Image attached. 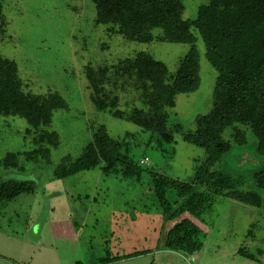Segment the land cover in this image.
<instances>
[{
    "label": "rangeland",
    "instance_id": "374dc122",
    "mask_svg": "<svg viewBox=\"0 0 264 264\" xmlns=\"http://www.w3.org/2000/svg\"><path fill=\"white\" fill-rule=\"evenodd\" d=\"M182 1L184 18L190 19L208 2ZM0 3L5 21L0 28V52L17 61L24 90L56 92L67 102L37 132L27 130L30 126L24 117L0 114V158L16 152L21 166L1 165L0 181L14 178L33 185L27 192L0 201V264H179L185 258L193 264H264V206L226 195H217L200 216L192 217L201 228L204 244L200 251L191 254L164 246L168 230L178 219H172L171 212L179 196L169 187L163 203L147 169L190 182L207 157L205 148L184 138L196 128L197 115L212 108L218 74L207 59L197 28L192 31L200 55V83L195 91L178 93L175 105L166 107L173 139L165 148L174 151L169 157L156 142L150 144L151 131L96 107L85 69L89 64L108 67L106 93L119 96V108L127 115L134 107L148 106L131 79L124 81L115 74L119 62L145 51L165 62L174 74L190 43L158 38L161 28L153 29L155 38L149 42L127 39L117 26L96 22L93 0ZM238 125L245 130L247 142L239 144L234 129L228 127L223 135L232 148L211 169L239 178V189L256 190L264 200V189L254 178L264 167V154L258 152L251 128ZM101 127L112 138L128 142L130 154L146 168L139 180L106 172L102 163L70 171ZM43 130L56 132L58 143L44 144L49 151L28 160L26 153L39 146L37 136ZM189 215L184 212L180 219Z\"/></svg>",
    "mask_w": 264,
    "mask_h": 264
},
{
    "label": "trees",
    "instance_id": "16d2710c",
    "mask_svg": "<svg viewBox=\"0 0 264 264\" xmlns=\"http://www.w3.org/2000/svg\"><path fill=\"white\" fill-rule=\"evenodd\" d=\"M93 1L96 22L117 26L118 32L127 39L149 42L155 38L153 29L161 28L158 38L192 45L174 74H170L165 62L145 51L119 62L115 74L125 78L124 81L131 79L148 106L147 109L134 107L127 115L119 108V96L106 93L108 67L86 65L96 107L111 110L115 116L126 117L151 131L150 144L156 142L164 155L171 157L174 152L165 148L173 139L167 125L166 107L175 105L178 93L195 91L200 83V55L192 31L194 27L206 44L207 59L218 72L212 108L208 113L197 115L196 128L184 134L185 140L207 151L206 162L197 167L193 180L185 182L147 169L163 203H166L169 187L175 188L179 196L171 212L172 219H178L167 232L165 248L191 254L198 252L204 242L200 238L201 228L192 217L200 216L214 197L226 195L244 204L264 206L258 191L239 189V178L221 169H211L232 148V143L223 135L228 127L234 129L233 135L239 144L247 142L246 132L238 124L251 128L258 140L257 150L264 154V0H208L199 7L194 19L184 18L182 0ZM3 22L0 3V28ZM23 86L17 61L0 52V114L24 117L30 126L27 130L37 132L51 123L57 108L67 107L59 93L35 94L27 92ZM121 86L125 87L124 82ZM37 142L39 146L26 153L28 160L40 153L46 154L49 150L44 144L56 146L58 135L43 130L38 133ZM100 163L106 172H120L137 180L146 169L130 154L128 142L112 138L102 127L94 133L70 171L89 169ZM1 165L20 169L18 154L8 152L0 158ZM254 178L264 189V167L255 172ZM202 184L204 189L200 188ZM32 188L28 180H1L0 201H8ZM184 212L190 215L180 219ZM106 262L109 261H103Z\"/></svg>",
    "mask_w": 264,
    "mask_h": 264
},
{
    "label": "crops",
    "instance_id": "0c3cea01",
    "mask_svg": "<svg viewBox=\"0 0 264 264\" xmlns=\"http://www.w3.org/2000/svg\"><path fill=\"white\" fill-rule=\"evenodd\" d=\"M170 251H173V250H170ZM187 261H190V260H188V259H184L181 263H179V264H188L187 263ZM161 263V262H160ZM163 264H167L166 262H162ZM192 263V262H191ZM193 264V263H192Z\"/></svg>",
    "mask_w": 264,
    "mask_h": 264
},
{
    "label": "built area",
    "instance_id": "2783aa9c",
    "mask_svg": "<svg viewBox=\"0 0 264 264\" xmlns=\"http://www.w3.org/2000/svg\"><path fill=\"white\" fill-rule=\"evenodd\" d=\"M148 157L142 159L143 162H147ZM188 264H192L190 261H187Z\"/></svg>",
    "mask_w": 264,
    "mask_h": 264
},
{
    "label": "water",
    "instance_id": "95a60500",
    "mask_svg": "<svg viewBox=\"0 0 264 264\" xmlns=\"http://www.w3.org/2000/svg\"><path fill=\"white\" fill-rule=\"evenodd\" d=\"M156 264H163V263H156Z\"/></svg>",
    "mask_w": 264,
    "mask_h": 264
}]
</instances>
